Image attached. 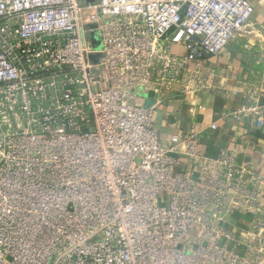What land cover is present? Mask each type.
<instances>
[{
	"label": "built area",
	"instance_id": "built-area-1",
	"mask_svg": "<svg viewBox=\"0 0 264 264\" xmlns=\"http://www.w3.org/2000/svg\"><path fill=\"white\" fill-rule=\"evenodd\" d=\"M252 12L248 0H0V264H264V175L154 123L172 94L192 112L216 89L204 59L255 36ZM262 62L226 116L264 134Z\"/></svg>",
	"mask_w": 264,
	"mask_h": 264
},
{
	"label": "crops",
	"instance_id": "crops-1",
	"mask_svg": "<svg viewBox=\"0 0 264 264\" xmlns=\"http://www.w3.org/2000/svg\"><path fill=\"white\" fill-rule=\"evenodd\" d=\"M253 7L249 30L234 37L217 55L207 56L203 62L205 70L216 69V89L199 95V103L190 110V104L172 94L157 107L154 123L159 126L162 139L171 134L184 138L191 129L198 132L197 149L206 156L215 157L221 149L232 153L238 162L249 160L255 170L264 175V134L250 124H239L227 112L237 108L244 99L241 89L247 82L257 83L262 70L264 52V0H248ZM174 50L182 51L180 46ZM264 103V95L259 99ZM217 122V128L208 127ZM185 161V160H184ZM244 226L245 219L236 222Z\"/></svg>",
	"mask_w": 264,
	"mask_h": 264
},
{
	"label": "water",
	"instance_id": "water-1",
	"mask_svg": "<svg viewBox=\"0 0 264 264\" xmlns=\"http://www.w3.org/2000/svg\"><path fill=\"white\" fill-rule=\"evenodd\" d=\"M92 42H93L94 45H97V42H96L95 39H92ZM91 58H92V60H94V61H96V59H97L96 56H92ZM150 103H151L150 100H148V101L146 102L147 105H149Z\"/></svg>",
	"mask_w": 264,
	"mask_h": 264
}]
</instances>
